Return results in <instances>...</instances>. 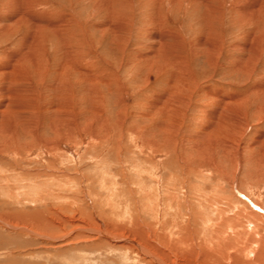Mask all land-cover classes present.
Segmentation results:
<instances>
[{"label": "rangeland", "instance_id": "rangeland-1", "mask_svg": "<svg viewBox=\"0 0 264 264\" xmlns=\"http://www.w3.org/2000/svg\"><path fill=\"white\" fill-rule=\"evenodd\" d=\"M8 1L0 264H264V0Z\"/></svg>", "mask_w": 264, "mask_h": 264}, {"label": "bare ground", "instance_id": "bare-ground-1", "mask_svg": "<svg viewBox=\"0 0 264 264\" xmlns=\"http://www.w3.org/2000/svg\"><path fill=\"white\" fill-rule=\"evenodd\" d=\"M38 1L39 0H9L8 2H9V5L11 6L12 5V7H11V10H16V12L19 10V13L21 12V14L19 15V17H24L25 15L27 16V14H26V12L28 13V8L27 7H25V5H27V6H29V8H31V5H33V4H36V3H38ZM115 1V0H114ZM113 1V2H114ZM117 1V0H116ZM111 2V1H110ZM115 4V3H114ZM34 7V6H33ZM25 10H27L26 12H25ZM24 11V12H23ZM14 13H15V11H14ZM30 14V16H32V15H34L35 16V14L36 13H34L33 11L31 12V13H29ZM28 14V15H29ZM41 14V13H40ZM37 15V14H36ZM38 16V15H37ZM33 17V16H32ZM39 17V16H38ZM28 18V17H27ZM24 19V18H23ZM29 19V18H28ZM34 20H37V22H39L40 20L39 19H37V18H33ZM19 20V19H18ZM30 20H31V18H30ZM51 20V19H50ZM7 21H11V20H7ZM22 21V20H21ZM45 21H48V20H45ZM32 22V21H31ZM41 22V21H40ZM30 23V22H29ZM4 24V23H3ZM41 24V23H40ZM50 26L52 25V24H49ZM56 25V24H55ZM52 26V27H54V28H58V27H56V26ZM34 26H36V25H34ZM5 27H8V25H6ZM4 27V28H5ZM47 28V26L45 25H43V26H36V28H37V30H41V32H43V28ZM59 27H61L60 25H59ZM2 28H3V26H2ZM48 29H49V27H48ZM7 30V29H6ZM66 30V29H65ZM50 31H51V28H50ZM38 32V31H37ZM45 32V31H44ZM51 32H53V31H51ZM40 34V33H39ZM31 38H34V37H31ZM31 38H26L25 39V41L26 42H31L33 39H31ZM35 39V38H34ZM38 40V39H37ZM36 40V41H37ZM41 42V41H40ZM28 44V43H27ZM29 45V44H28ZM38 45V44H37ZM31 46V45H30ZM27 47V46H26ZM33 47V46H32ZM39 47V46H38ZM254 48H255V46H253ZM252 47V48H253ZM35 48V47H34ZM34 48H30L31 49V52H29L28 53V56H27V59L28 60H30V62H32L33 64H37L38 62H37V58L36 59H34V57H35V49ZM38 49V48H37ZM255 50H256V48H255ZM258 51V50H257ZM21 54V53H20ZM26 54V53H25ZM24 54V55H25ZM23 55V54H22ZM17 56V55H16ZM20 56V55H19ZM14 57V56H13ZM24 57V56H23ZM17 58H20V57H17ZM22 59V57L20 58V60ZM19 60V61H20ZM23 60V59H22ZM35 60V61H34ZM14 61V60H13ZM19 61H18V59L17 60H15L14 61V63L12 62V61H10V62H8V67H6L5 68V72H6V77H10V78H12V79H10V80H12L14 83L17 81V83H21L22 81H24V80H26L25 79V77L24 76H22V74H23V70L21 71V70H19V69H22V65H17V64H19ZM16 63V64H15ZM18 67H17V66ZM19 68V69H17V68ZM2 69V68H1ZM25 71H26V68H25ZM25 75V74H24ZM5 77V78H6ZM28 78V77H27ZM4 82V81H3ZM12 82V83H13ZM12 88V87H11ZM11 92H12V89H11ZM10 92V93H11ZM13 94V93H12ZM33 102V101H32ZM251 213H253L252 211H251ZM264 215V214H263ZM255 217L257 218V220L258 219H264V217L262 216V215H260V214H256L255 213ZM252 222H255V221H252ZM257 225V224H256ZM255 225V226H256ZM125 239V238H124ZM153 259H154V257H153ZM212 259V258H211ZM212 261V260H211ZM239 264V263H238Z\"/></svg>", "mask_w": 264, "mask_h": 264}]
</instances>
